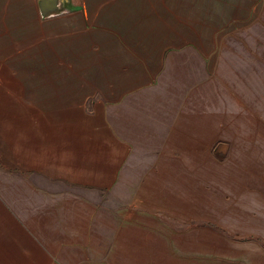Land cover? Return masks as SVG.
I'll return each instance as SVG.
<instances>
[{
  "label": "rangeland",
  "instance_id": "obj_1",
  "mask_svg": "<svg viewBox=\"0 0 264 264\" xmlns=\"http://www.w3.org/2000/svg\"><path fill=\"white\" fill-rule=\"evenodd\" d=\"M42 1L0 0V264H264V0Z\"/></svg>",
  "mask_w": 264,
  "mask_h": 264
},
{
  "label": "bare ground",
  "instance_id": "obj_2",
  "mask_svg": "<svg viewBox=\"0 0 264 264\" xmlns=\"http://www.w3.org/2000/svg\"><path fill=\"white\" fill-rule=\"evenodd\" d=\"M63 11V8H62V4L60 3V1H55L53 7H45L43 10H42V13L49 16V15H55L56 13L58 12H61Z\"/></svg>",
  "mask_w": 264,
  "mask_h": 264
},
{
  "label": "water",
  "instance_id": "obj_3",
  "mask_svg": "<svg viewBox=\"0 0 264 264\" xmlns=\"http://www.w3.org/2000/svg\"><path fill=\"white\" fill-rule=\"evenodd\" d=\"M54 0H43L41 2V8L44 9L45 7H51L53 5Z\"/></svg>",
  "mask_w": 264,
  "mask_h": 264
},
{
  "label": "crops",
  "instance_id": "obj_4",
  "mask_svg": "<svg viewBox=\"0 0 264 264\" xmlns=\"http://www.w3.org/2000/svg\"><path fill=\"white\" fill-rule=\"evenodd\" d=\"M20 149V148H19ZM73 152H75V151H73ZM71 160L70 161H72V162H75V163H79V162H82V161H84L83 159H80L79 157H76V156H74V157H72V158H70ZM83 163V162H82ZM79 167V166H78ZM78 167H76V168H78ZM93 167V166H92Z\"/></svg>",
  "mask_w": 264,
  "mask_h": 264
}]
</instances>
